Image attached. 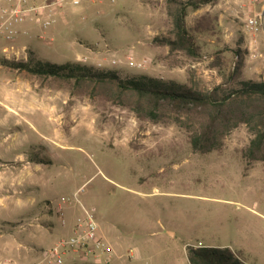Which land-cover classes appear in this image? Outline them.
I'll return each instance as SVG.
<instances>
[{
  "label": "rangeland",
  "instance_id": "374dc122",
  "mask_svg": "<svg viewBox=\"0 0 264 264\" xmlns=\"http://www.w3.org/2000/svg\"><path fill=\"white\" fill-rule=\"evenodd\" d=\"M195 3L65 5L42 15L52 20L47 28L19 26L11 43L17 54L4 53L10 44L0 39V60L25 61L31 51L53 63L145 74L202 92L232 83L240 62V81H264V0ZM182 6L193 56L154 41L175 38L173 14ZM261 13L259 30L249 32L246 19ZM245 102L264 110L262 97ZM126 104L110 86L0 65V264H40L85 211L110 257L66 255L65 264H189L186 247L198 242L264 264V158L243 155L253 127L238 125L219 149L200 154L189 129L144 121ZM32 154L52 163H32Z\"/></svg>",
  "mask_w": 264,
  "mask_h": 264
},
{
  "label": "trees",
  "instance_id": "16d2710c",
  "mask_svg": "<svg viewBox=\"0 0 264 264\" xmlns=\"http://www.w3.org/2000/svg\"><path fill=\"white\" fill-rule=\"evenodd\" d=\"M215 1L198 0L194 7ZM184 12L182 6L173 14L175 38L154 41L170 50H183L193 56L192 44L184 27ZM0 65L42 79L110 86L115 97L127 102L126 106L138 118L151 123L170 122L189 129V143L195 153L206 154L219 149L222 137L238 125L246 124L253 127L254 137L244 151V158L248 161L264 158V110H255L245 102L253 97L264 99V81H240V62L235 66L236 75L234 73L230 78L232 83L221 84L208 92L145 74L122 76L114 70L81 62L53 63L38 58L31 51L25 61L2 59ZM29 161L43 165L52 163L37 154H32ZM186 255L189 264H245L229 248L187 246Z\"/></svg>",
  "mask_w": 264,
  "mask_h": 264
},
{
  "label": "built area",
  "instance_id": "2783aa9c",
  "mask_svg": "<svg viewBox=\"0 0 264 264\" xmlns=\"http://www.w3.org/2000/svg\"><path fill=\"white\" fill-rule=\"evenodd\" d=\"M84 0H0V39L7 45L3 48L4 53L17 52L13 44L18 33L19 26L27 20L38 24L43 28L51 25L52 20L42 15L50 12L52 9L60 10L65 5L78 6ZM250 4H255L259 0H245ZM240 3V0H234ZM47 16V15H46ZM262 13L253 15L246 19V29L255 33L259 30L257 17L261 19ZM197 248L204 247L200 242ZM110 250L105 241L98 236V226L88 211H85L84 217L77 220V225L68 237H63L57 241L50 249L44 251V259L40 264H65V256L73 255L85 261H106L110 257Z\"/></svg>",
  "mask_w": 264,
  "mask_h": 264
},
{
  "label": "crops",
  "instance_id": "0c3cea01",
  "mask_svg": "<svg viewBox=\"0 0 264 264\" xmlns=\"http://www.w3.org/2000/svg\"><path fill=\"white\" fill-rule=\"evenodd\" d=\"M27 21H30V20H27ZM27 21H26V22H27ZM26 22H25V23H26ZM30 22H31V21H30ZM23 26H24V25H23ZM27 26H28V25H27ZM63 226H64V225H63ZM168 231H169V230H168ZM172 234H173V233H172ZM98 236L101 237V233H100L99 231H98ZM195 246H196V245H195ZM203 246H204V245H203Z\"/></svg>",
  "mask_w": 264,
  "mask_h": 264
}]
</instances>
